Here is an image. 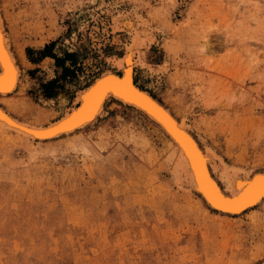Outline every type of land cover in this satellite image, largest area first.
<instances>
[{
	"label": "rangeland",
	"instance_id": "obj_1",
	"mask_svg": "<svg viewBox=\"0 0 264 264\" xmlns=\"http://www.w3.org/2000/svg\"><path fill=\"white\" fill-rule=\"evenodd\" d=\"M0 8L21 70L1 100L11 115L49 124L117 70L108 59L131 36L118 32L114 43L112 17L131 12L155 36L153 69L136 67V84L227 165L264 170V0H0ZM103 23L107 36L94 40ZM51 42L60 63L29 62L40 57L31 47ZM167 150L157 125L111 103L93 124L52 140L0 126V264L259 263L264 211H208L181 189Z\"/></svg>",
	"mask_w": 264,
	"mask_h": 264
},
{
	"label": "bare ground",
	"instance_id": "obj_2",
	"mask_svg": "<svg viewBox=\"0 0 264 264\" xmlns=\"http://www.w3.org/2000/svg\"><path fill=\"white\" fill-rule=\"evenodd\" d=\"M112 18L114 43L120 41L118 32H127L131 36L124 54L108 59L118 67L117 70L102 72L88 87L80 90L71 113L68 109L57 120L36 125L11 115L1 104L3 98L16 91L21 70L0 8V126L22 138L40 142L72 134L93 124L103 115L108 103L125 107L143 114L159 127L168 144L166 155L176 181L185 193L197 196L208 211H214L219 217L239 216L258 208L264 211V170L247 171L227 165L215 150L198 141L185 120L138 86L134 69L140 66L153 69L149 62V46L155 41V36L145 21L137 19L131 12L114 14ZM107 26L103 23L102 30L101 27L93 29V39L99 40L100 36L106 35ZM116 86L121 94L110 90ZM125 92L129 96H125ZM257 264H264V258Z\"/></svg>",
	"mask_w": 264,
	"mask_h": 264
},
{
	"label": "trees",
	"instance_id": "obj_3",
	"mask_svg": "<svg viewBox=\"0 0 264 264\" xmlns=\"http://www.w3.org/2000/svg\"><path fill=\"white\" fill-rule=\"evenodd\" d=\"M53 44H54V42H51V43L47 44V45L43 48V50H39V51H38L39 56L43 58V57L49 55V54H46V53L44 52V50H45L47 47H49V46H51V45H53ZM65 55L70 56V53H69V52H68V53L66 52ZM50 56H51L52 58H54V59H55L57 62H59V63L62 61V58H58V56H56V55H50ZM64 70L67 71L68 69L66 68V69H64ZM135 80H136V79H135ZM51 83H52V81L46 83V84H45V87L48 88V87L51 85ZM87 84H88V83H87ZM87 84H86V85H87ZM86 85H85V86H86ZM151 94H152V93H151ZM152 95H153V94H152ZM153 96H154V95H153ZM154 97H155V96H154ZM155 98H156V97H155Z\"/></svg>",
	"mask_w": 264,
	"mask_h": 264
},
{
	"label": "crops",
	"instance_id": "obj_4",
	"mask_svg": "<svg viewBox=\"0 0 264 264\" xmlns=\"http://www.w3.org/2000/svg\"><path fill=\"white\" fill-rule=\"evenodd\" d=\"M31 49L32 50H35L36 51V58H37V54H38V51L39 50H43V47H31ZM44 52L46 53V54H49V55H47V56H45V57H39V59L37 58V59H34V60H32V61H29V59H28V61L30 62V63H32V64H37V63H39V62H43L44 60H46V59H50V60H54V58H52L50 55H53V51H50V52H48V48L47 49H45L44 50Z\"/></svg>",
	"mask_w": 264,
	"mask_h": 264
},
{
	"label": "water",
	"instance_id": "obj_5",
	"mask_svg": "<svg viewBox=\"0 0 264 264\" xmlns=\"http://www.w3.org/2000/svg\"><path fill=\"white\" fill-rule=\"evenodd\" d=\"M117 87H118V86H116V88H114V89L111 87L110 90H114V91H116V92H118V93L121 94V90H120L119 88H117ZM125 96H129L128 92H125ZM75 106H76V105H75ZM72 107H73V106H72ZM72 107L69 108V109H70V113L72 112V109H73ZM146 107L149 108L148 105H146ZM44 134H46V133H44Z\"/></svg>",
	"mask_w": 264,
	"mask_h": 264
}]
</instances>
